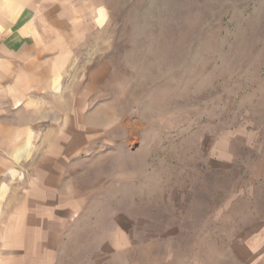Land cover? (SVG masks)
I'll list each match as a JSON object with an SVG mask.
<instances>
[{
  "label": "rangeland",
  "instance_id": "1",
  "mask_svg": "<svg viewBox=\"0 0 264 264\" xmlns=\"http://www.w3.org/2000/svg\"><path fill=\"white\" fill-rule=\"evenodd\" d=\"M84 3L43 101L0 39V264H264V0Z\"/></svg>",
  "mask_w": 264,
  "mask_h": 264
},
{
  "label": "crops",
  "instance_id": "2",
  "mask_svg": "<svg viewBox=\"0 0 264 264\" xmlns=\"http://www.w3.org/2000/svg\"><path fill=\"white\" fill-rule=\"evenodd\" d=\"M104 14V10H100L101 18ZM91 21L84 0H0L1 53L12 62L19 60L22 64L18 69L25 71L18 77L13 75L5 90L16 110L24 104L30 105V101H43L47 96L40 94L36 99L35 96L28 99L26 91L32 84L39 90H46L43 87L63 81L66 63L80 52L78 48L83 44ZM14 67L16 69L15 62L10 68L5 59L0 60V71L8 74V69L14 70ZM3 96L0 94L1 101ZM59 96L61 100L63 96ZM58 130L61 135L58 141L62 143L63 125ZM7 132H2L1 136L6 138ZM29 135L24 151L30 144Z\"/></svg>",
  "mask_w": 264,
  "mask_h": 264
}]
</instances>
